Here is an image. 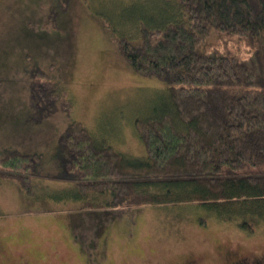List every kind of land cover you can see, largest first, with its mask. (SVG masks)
<instances>
[{"label": "rangeland", "instance_id": "1", "mask_svg": "<svg viewBox=\"0 0 264 264\" xmlns=\"http://www.w3.org/2000/svg\"><path fill=\"white\" fill-rule=\"evenodd\" d=\"M162 4L0 0V162L10 151L39 155L0 163V264H264V219L245 216L249 230L239 216L221 219L195 202L113 209L69 197L75 177L56 146L71 120L118 151L144 154L134 120L163 101L167 84L136 74L117 38L137 36L141 14ZM35 63L64 84L69 113L36 116L28 87ZM244 172H264V164Z\"/></svg>", "mask_w": 264, "mask_h": 264}, {"label": "trees", "instance_id": "2", "mask_svg": "<svg viewBox=\"0 0 264 264\" xmlns=\"http://www.w3.org/2000/svg\"><path fill=\"white\" fill-rule=\"evenodd\" d=\"M162 2L141 14L137 36L117 38L136 74L167 84L163 101L134 120L144 154L118 151L71 120L56 146L75 177L69 197L113 209L195 202L221 219L239 216L250 230L245 216L264 219V172H244L264 164V0ZM30 76L36 116L70 112L62 82L38 63ZM22 154L0 163L39 158ZM28 182L22 189L33 194Z\"/></svg>", "mask_w": 264, "mask_h": 264}, {"label": "flooded vegetation", "instance_id": "3", "mask_svg": "<svg viewBox=\"0 0 264 264\" xmlns=\"http://www.w3.org/2000/svg\"><path fill=\"white\" fill-rule=\"evenodd\" d=\"M230 264H241L240 263V259L239 260L232 261V262H230Z\"/></svg>", "mask_w": 264, "mask_h": 264}]
</instances>
